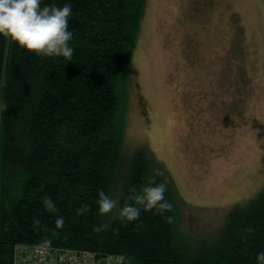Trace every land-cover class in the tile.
<instances>
[{
  "label": "trees",
  "instance_id": "1",
  "mask_svg": "<svg viewBox=\"0 0 264 264\" xmlns=\"http://www.w3.org/2000/svg\"><path fill=\"white\" fill-rule=\"evenodd\" d=\"M66 3L71 61L0 35V264H14L18 246L89 251L122 257V264H257L264 186L232 206L211 245L190 248L166 167L147 147L127 143L133 57L147 0H41V7ZM150 178L166 180L173 211L141 208L138 220L122 222L119 210L134 204L130 188L142 191ZM99 191L118 200L106 215ZM46 196L56 211L43 204ZM82 205L89 211L77 215ZM57 217L64 218L62 229ZM101 224L109 228L95 232Z\"/></svg>",
  "mask_w": 264,
  "mask_h": 264
},
{
  "label": "rangeland",
  "instance_id": "2",
  "mask_svg": "<svg viewBox=\"0 0 264 264\" xmlns=\"http://www.w3.org/2000/svg\"><path fill=\"white\" fill-rule=\"evenodd\" d=\"M131 75L127 143L166 167L185 243L211 245L264 186V0H147Z\"/></svg>",
  "mask_w": 264,
  "mask_h": 264
},
{
  "label": "clouds",
  "instance_id": "3",
  "mask_svg": "<svg viewBox=\"0 0 264 264\" xmlns=\"http://www.w3.org/2000/svg\"><path fill=\"white\" fill-rule=\"evenodd\" d=\"M72 15L70 3H66L62 8L45 5L41 7V0H0V35L11 37L21 47L29 51H34L38 55L46 57H63L71 61L74 48L69 41L73 38V33L69 31V18ZM128 201L119 210L118 216L122 222L136 221L141 216V208L144 211L156 209L163 214L172 212L173 204L166 200L167 182L162 180L156 183L154 178H150L148 185L142 191H137L135 187L130 188ZM99 212L106 215L112 212L118 204V200L111 198L103 191H99ZM43 204L50 210L56 211L54 202L50 197H44ZM89 211L88 205H82L77 209V215H82ZM174 217H167V222L172 223ZM35 225L40 221L36 220ZM56 228L62 229L64 218L57 217ZM108 224H101L94 227V231L99 233L107 230ZM40 229L37 228V231ZM249 233L253 229H246ZM55 234V233H54ZM50 244L51 241H45ZM257 264H264V251L257 254Z\"/></svg>",
  "mask_w": 264,
  "mask_h": 264
},
{
  "label": "built area",
  "instance_id": "4",
  "mask_svg": "<svg viewBox=\"0 0 264 264\" xmlns=\"http://www.w3.org/2000/svg\"><path fill=\"white\" fill-rule=\"evenodd\" d=\"M14 264H122V257H100L89 251H59L50 248L18 246Z\"/></svg>",
  "mask_w": 264,
  "mask_h": 264
}]
</instances>
